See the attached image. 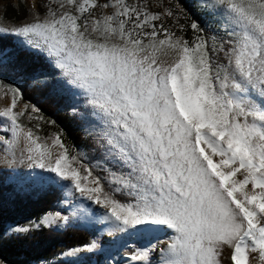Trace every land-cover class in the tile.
Listing matches in <instances>:
<instances>
[{
	"label": "snow or ice",
	"instance_id": "1",
	"mask_svg": "<svg viewBox=\"0 0 264 264\" xmlns=\"http://www.w3.org/2000/svg\"><path fill=\"white\" fill-rule=\"evenodd\" d=\"M42 7V16L30 13L31 21L0 27V35L22 38L53 62L101 119L109 153L129 171L110 174L106 188L63 133L49 144L26 128L20 118L29 106L15 111L20 91L0 85V98L11 97L0 108L11 132L0 137L11 157L5 162L50 174L66 194L104 209L94 222L109 236L170 229L159 264H221L225 248L231 264H264V0H210L217 33L183 8L190 24L171 7L153 12L139 0H45ZM97 8L111 12L94 16ZM59 219L69 220L49 214L40 223ZM97 248L93 240L73 251ZM151 251L136 248L129 259L151 264Z\"/></svg>",
	"mask_w": 264,
	"mask_h": 264
},
{
	"label": "trees",
	"instance_id": "2",
	"mask_svg": "<svg viewBox=\"0 0 264 264\" xmlns=\"http://www.w3.org/2000/svg\"><path fill=\"white\" fill-rule=\"evenodd\" d=\"M175 1L190 17L199 11L195 0ZM3 17L20 21L26 17V10L20 2L17 3V8L8 5ZM0 53L7 59L0 65V77L8 79L16 86L21 93V103L36 107L38 113L35 115L43 117L42 120L33 119L27 122L23 116L20 118L21 123L26 128H32L44 140L63 133L64 142L75 149L73 154H78L81 163L90 167L93 175L104 181L107 188L109 174L103 165H110L104 157L98 137L88 134L84 123L72 114L71 97L59 91L55 79L58 71L45 57L27 50L20 39L12 35H0ZM36 79H44L45 83H34ZM0 136L4 139L9 137V131L4 130L2 118ZM10 176L8 171H0L1 261L8 264H108L101 253L64 257L71 249H78L89 245L93 240H99L100 235L93 227L85 228L77 223L63 229L43 226L31 228L33 222L42 216L58 211L62 191L52 186L37 185L34 179L26 180L24 176L11 181ZM9 226L26 228L29 231L9 233ZM123 252L110 264H123L121 260L130 255L133 249Z\"/></svg>",
	"mask_w": 264,
	"mask_h": 264
},
{
	"label": "rangeland",
	"instance_id": "3",
	"mask_svg": "<svg viewBox=\"0 0 264 264\" xmlns=\"http://www.w3.org/2000/svg\"><path fill=\"white\" fill-rule=\"evenodd\" d=\"M18 2H20L23 5L24 9L26 10V17L20 21L5 19L3 17L5 8L8 5L12 6L13 8H17ZM44 2L45 0H0V27L11 29L13 27L20 26L25 22H29L32 19V15L30 13H39L42 16L44 12L42 4ZM106 2L107 0H98V3L100 4ZM128 2L135 3L137 2V0H128ZM139 2L153 12H162L165 8L171 7L176 13H178L181 16L180 23L190 24L191 22L190 20L184 19V13L181 12V8L183 7L175 0H139ZM209 2L210 0H195L196 7L198 8L199 11L195 13L192 16V18L196 19L202 26L210 23L213 33H217L220 31L221 21L219 16H214L211 13V10H209L206 7ZM110 12L111 9H103V8H97L92 10L94 16H99L101 14H109ZM167 22L169 25H172L173 28L175 27L172 24L170 18L168 19ZM3 35H9V34H3ZM185 36L188 39L192 38V30L190 27L186 28ZM19 39L22 45L24 46V48L39 55H42L54 67L53 62L44 53L26 45L22 40V38ZM6 61L7 59H4L3 54L0 53V65L4 64ZM55 69L58 71V74L56 75L55 79L59 91L64 92L71 97L72 114L77 116L84 123L85 131L88 134H95L99 139V143L102 147L104 157L110 165L109 167H107L106 164H104L103 165L104 169L108 171L109 176L110 174L115 173L116 176L119 177L121 173H127L129 169L126 167H122L121 164L116 161V158L109 153L106 141L103 137L104 125L101 119L97 115L93 114V110L91 107H86V98L78 90L73 89L69 85H67L65 80L61 77L59 69L57 68ZM34 83L43 84L45 83V80L36 79ZM0 85H3L5 90L9 86L16 88V86L13 85L8 79L2 77H0ZM10 102H11L10 94L7 96H3V98H0V108L9 106ZM25 105L27 104L21 103L19 99L15 111H21ZM28 106H29L28 112L25 114L24 118L27 122H30L28 120V115H35V114L31 113L32 105H28ZM8 139H11L10 131H9ZM44 141L51 144L50 139ZM22 148H23V142L21 141V143L16 147L15 150L17 161L19 160V157L21 155ZM58 151H59L58 149H53L54 155ZM81 154H84L83 151H81ZM8 159H11V157H9L8 154L4 151V145L2 143V140H0V171H8L11 174L9 178L11 181H16L20 176H24L26 180H29L30 178L34 179L37 185H41L43 187L52 186L62 191V200L59 203L58 211L53 213H48L46 215L51 214L55 216L58 214L60 217L67 216L69 220L68 223L64 225V221L62 219H59L51 227H55L57 229H63L67 226H74L75 224L79 223L82 227L85 228L93 227L96 230V232L100 235L99 240L96 241L98 244V248L95 249L93 252L91 253L85 251L74 252L73 250L75 249H71L64 254V257L72 258V257L82 256L84 254L101 253L104 256L105 263L110 264L116 260V257L119 254L124 253L123 251H126L128 249L132 248L133 251H135L136 248H151L152 249V251L150 252L151 264H159L161 258L159 254L161 245L167 241L161 237L154 236V234H159L163 232L161 228L151 233H144L139 235L115 234L113 236H109L107 233V225L94 222L98 218L97 214L103 213L105 211L104 209L99 208V206L97 205L91 204L90 201L83 200L80 197V194L74 191L71 195L66 194L67 192L66 189L57 187L47 179V177L50 174L41 173V170L39 169L35 170V173H33V171L28 169L26 165H20L19 163L9 166L5 162ZM63 183L67 184L68 182H63ZM81 204L84 207L91 209L89 216H85L82 212L79 211V206ZM41 218L38 221L33 222V224L30 227L31 228H37L39 226L46 227L40 223ZM15 229H17V227L9 226L7 231L9 233L16 232L14 231ZM170 237L171 236H169V239ZM84 247L78 249H83ZM130 255H128L125 259L121 260L123 264H137V262L130 261L129 259ZM0 264H8V263L0 260Z\"/></svg>",
	"mask_w": 264,
	"mask_h": 264
},
{
	"label": "bare ground",
	"instance_id": "4",
	"mask_svg": "<svg viewBox=\"0 0 264 264\" xmlns=\"http://www.w3.org/2000/svg\"><path fill=\"white\" fill-rule=\"evenodd\" d=\"M163 230L162 233L159 234H154L155 237H161L165 240H167L164 244L161 245V249H160V256L163 250H165L167 248V242L170 240L169 236H172L173 233L170 229H166V228H161ZM230 249L225 248L224 251V255L221 257V264H231L230 261Z\"/></svg>",
	"mask_w": 264,
	"mask_h": 264
}]
</instances>
